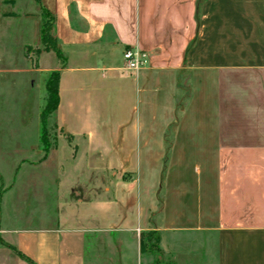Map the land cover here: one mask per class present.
I'll return each mask as SVG.
<instances>
[{
	"label": "crops",
	"instance_id": "1",
	"mask_svg": "<svg viewBox=\"0 0 264 264\" xmlns=\"http://www.w3.org/2000/svg\"><path fill=\"white\" fill-rule=\"evenodd\" d=\"M41 4L54 17L63 65L43 52L35 71L46 78L60 72L58 108L62 96L81 105L110 81L117 98L126 82L135 85L134 174L110 206L80 202L62 208L50 226L11 231L17 250L33 264H155L140 246L141 233L155 232L159 263L264 264V143L237 150L222 145L219 86L220 74L232 70L264 74V0H204L199 24L198 0ZM129 49L143 55L133 72L123 60ZM182 72L190 91L177 119ZM117 108L119 120L125 112ZM116 209L125 214L116 216ZM105 235L113 256L103 255ZM189 235L207 241L181 240ZM15 264L27 263L16 257Z\"/></svg>",
	"mask_w": 264,
	"mask_h": 264
},
{
	"label": "rangeland",
	"instance_id": "2",
	"mask_svg": "<svg viewBox=\"0 0 264 264\" xmlns=\"http://www.w3.org/2000/svg\"><path fill=\"white\" fill-rule=\"evenodd\" d=\"M203 5L204 0H198V24ZM42 10L41 0H0V264H15L19 258L11 249V231L50 226L62 208L80 202L110 206L119 200V189L128 190L125 184L134 174L132 127L138 94L131 81L124 84L119 98L114 81L103 84L106 91L96 98H81V105L62 96L60 108L47 119L43 139L40 114L46 75L35 70L45 51L40 40L39 46L33 45L36 26L40 39ZM57 60L62 67L63 57ZM220 75L222 145L237 150L264 143V74L232 70ZM189 88L187 73L182 72L176 82L177 119ZM116 105L125 112L119 120L113 113ZM120 120L123 123L115 125ZM125 195L129 200L131 195ZM124 197L120 204H125ZM112 212L118 217L125 214L120 209ZM153 236L157 239L158 233ZM181 240L200 244L206 239L189 235ZM103 243V255L113 256L108 235ZM143 244L155 264H163L165 258L159 263L156 257L157 244H148L145 238Z\"/></svg>",
	"mask_w": 264,
	"mask_h": 264
},
{
	"label": "trees",
	"instance_id": "3",
	"mask_svg": "<svg viewBox=\"0 0 264 264\" xmlns=\"http://www.w3.org/2000/svg\"><path fill=\"white\" fill-rule=\"evenodd\" d=\"M40 2V0H37ZM43 14V20L41 24V31H40V44L41 48L45 52H52L54 53L57 58L61 59L62 54L61 51L58 48L57 41L55 37L52 34V26L54 22L53 15L43 7L42 10ZM45 19L48 20V23L45 22ZM59 77L60 72L54 71L49 74V77L45 83V91H46V97H45V105L43 108V111L40 114V125L42 129V135L43 139L45 137L46 133V125H47V119L49 116H51L53 113L56 112L58 105H59ZM171 144L170 142H166V150L170 148ZM154 232H147V233H141L140 234V246L141 249L144 248V238L146 239L147 243L151 245L154 243H157V239L154 238ZM150 248V247H149ZM11 249L19 256L20 259L25 261L27 264H33L29 258L25 257L22 253H20L15 246L11 247Z\"/></svg>",
	"mask_w": 264,
	"mask_h": 264
},
{
	"label": "built area",
	"instance_id": "4",
	"mask_svg": "<svg viewBox=\"0 0 264 264\" xmlns=\"http://www.w3.org/2000/svg\"><path fill=\"white\" fill-rule=\"evenodd\" d=\"M125 69L133 72L139 69L143 63V55L136 50H126L123 53Z\"/></svg>",
	"mask_w": 264,
	"mask_h": 264
}]
</instances>
